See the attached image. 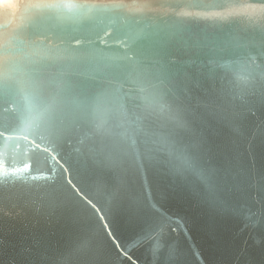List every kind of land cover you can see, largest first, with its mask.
Instances as JSON below:
<instances>
[{"label": "water", "instance_id": "95a60500", "mask_svg": "<svg viewBox=\"0 0 264 264\" xmlns=\"http://www.w3.org/2000/svg\"><path fill=\"white\" fill-rule=\"evenodd\" d=\"M0 264H264V0L0 9Z\"/></svg>", "mask_w": 264, "mask_h": 264}, {"label": "bare ground", "instance_id": "6f19581e", "mask_svg": "<svg viewBox=\"0 0 264 264\" xmlns=\"http://www.w3.org/2000/svg\"><path fill=\"white\" fill-rule=\"evenodd\" d=\"M17 2H18V0H15L14 2L11 0H0V9H3L4 6L8 7V8H14L15 7V9H16ZM10 3H13V4H10Z\"/></svg>", "mask_w": 264, "mask_h": 264}, {"label": "rangeland", "instance_id": "374dc122", "mask_svg": "<svg viewBox=\"0 0 264 264\" xmlns=\"http://www.w3.org/2000/svg\"><path fill=\"white\" fill-rule=\"evenodd\" d=\"M11 1H13V2H14L15 0H11ZM10 4H13V3H10ZM1 7H2V6H1ZM3 8H5V6H4Z\"/></svg>", "mask_w": 264, "mask_h": 264}]
</instances>
